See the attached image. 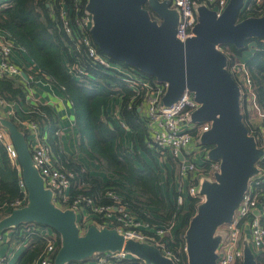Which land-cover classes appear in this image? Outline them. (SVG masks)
<instances>
[{
  "label": "water",
  "instance_id": "obj_1",
  "mask_svg": "<svg viewBox=\"0 0 264 264\" xmlns=\"http://www.w3.org/2000/svg\"><path fill=\"white\" fill-rule=\"evenodd\" d=\"M243 1L229 0L218 16L205 5L199 6L194 36L184 43L175 37L178 15L167 1L87 0L85 6L93 17L92 40L102 54L166 81L168 86L161 99L164 105L173 103L188 88L200 103L192 121L211 122L200 142L210 146L208 156L219 162V172L215 173V182L205 180L201 184L204 200L198 204L184 236L187 264H216L220 237L213 234L217 227L231 221L262 155L242 120L238 85L225 67V55L217 48L225 43L242 46L251 37L264 39V14L237 20ZM146 2L161 18L160 23L142 7ZM0 125L8 131L17 151L27 192L26 204L0 219V233L25 222L55 230L60 245L53 264L90 260L97 253L119 250L145 264H176L153 245L125 240L114 228L90 224L80 233L75 212L60 209L52 202L51 190L44 187L33 166L24 133L11 119L0 117ZM242 264H256L248 245L244 246Z\"/></svg>",
  "mask_w": 264,
  "mask_h": 264
},
{
  "label": "built area",
  "instance_id": "obj_2",
  "mask_svg": "<svg viewBox=\"0 0 264 264\" xmlns=\"http://www.w3.org/2000/svg\"><path fill=\"white\" fill-rule=\"evenodd\" d=\"M167 1L171 9L176 8L178 15L175 37L184 43L188 38L194 36V26L197 22V8L205 5L209 9L220 15L229 0H159ZM263 0H244L241 11L256 8L259 12ZM59 18L65 33L72 41L71 45L77 51H72L73 59L66 63L68 72L75 78H80L88 74V71L81 65L79 52L83 47L84 54L91 65L96 68H103L111 71L120 78L132 92L127 108L135 105L147 130L148 138L145 141L147 149L156 159L165 161L168 157L177 158L178 173L181 177V187L178 190L176 202L178 206L183 205V191L186 187V195L204 200V195L200 193V186L204 180H212L214 174L219 172V162L211 160L208 156L210 146L200 142V137L211 128V122H194L192 114L200 107V103L195 99L194 93L185 88L179 97L171 104L164 105L161 102L166 92L168 83L158 81L151 76L141 73L134 68H125L119 63L111 61L102 54L94 44L90 30L93 26V17L85 9L87 0H71L70 6L63 0L59 2ZM53 7L52 0L49 4ZM80 5L84 9L80 12ZM54 12V9H52ZM72 13L74 16H72ZM263 15L264 13L261 12ZM54 16V15H53ZM157 23L161 22L159 16ZM15 45L11 38L0 29V76L21 80L26 88V96L30 94L33 86L38 84H51L42 76L38 68L28 60L21 63L13 59ZM220 51L222 49L217 47ZM230 74L234 78L239 88V99L242 106L247 108L250 105L253 113L260 119V125L253 127L247 123L249 135L254 137L256 147L262 150V155L258 161L264 159V113L261 110L253 87L252 78L246 64L237 60L230 65ZM25 76H24V75ZM21 107V106H20ZM0 113L5 118L14 119L19 127L27 132V142L30 148L33 166L38 170L43 179L44 187L51 190L52 202L60 209H71L76 214V223L80 233H84L90 224L98 228H114L123 235L125 240L147 243L158 248L162 254L171 258L176 264L179 259L171 251L166 250V236L172 232L174 220L164 225H151L138 218L122 200V197L114 190L107 189L100 199L87 196L85 194H71L72 171L58 165L54 158L52 147L43 137L42 129L36 121L25 114L18 116L17 104L0 97ZM24 113V111H23ZM120 125H126L121 120ZM0 143L4 147L8 158L12 164L19 167L17 161V151L10 139L8 131L0 126ZM178 155L182 158L179 159ZM155 159V160H156ZM256 162L258 171L253 174L247 182L243 197L233 213L229 224L228 237L225 242L219 244L216 249V264H242L244 255V243L240 237L241 227L247 223L249 227V243L253 253L264 251V225L258 211V205L264 204V169ZM167 163L164 162V165ZM171 169V167L169 166ZM183 180V182H182ZM18 184L22 189L23 196L10 203L3 204L0 208L13 210L25 205L27 192L19 176ZM183 189V190H182ZM203 199V200H202ZM37 232L45 239L43 250L34 264H53L54 255L60 245L52 229L45 226L37 227ZM5 233V232H4ZM4 233H0V246L6 242ZM16 251L17 241H15ZM183 250L186 252V247ZM13 251L0 253V264H8L12 258ZM128 257L133 258L129 253L119 250L114 252L97 253L94 255L91 264H120Z\"/></svg>",
  "mask_w": 264,
  "mask_h": 264
},
{
  "label": "trees",
  "instance_id": "obj_3",
  "mask_svg": "<svg viewBox=\"0 0 264 264\" xmlns=\"http://www.w3.org/2000/svg\"><path fill=\"white\" fill-rule=\"evenodd\" d=\"M60 1L52 0L51 7V0H0V29L16 44L22 58L32 62L40 74L70 102L77 128V149L81 156L61 153L59 129L51 106L38 102L30 106L27 116L36 121L42 131H47L46 140L52 147L57 163L73 172L71 194L81 193L105 201L104 192L112 189L138 218L149 224L164 225L174 220L171 234L165 237L166 250L176 255L178 264H187L186 252L183 250L184 236L200 200L183 194L184 203L178 206L177 191L170 194L172 199L167 194L160 193L161 172L141 156L143 152H149L152 156L145 144L148 138L146 126L140 120L135 105L127 108L132 92L120 78L109 70L91 65L83 47L78 56L88 74L75 78L68 72L66 63L73 59L72 51L77 50L71 45L72 41L59 18ZM63 1L70 6L71 0ZM79 7L82 12L84 5ZM142 7L148 11L152 20L157 21L158 15L147 2ZM261 7V12L264 13V0ZM261 12L256 8L240 11L237 20L262 16ZM251 41L255 42L256 49L245 64L252 78L258 104L264 113V39L251 37L242 46L225 43L220 48L226 57L225 67L229 70L230 65L239 59ZM109 59L125 68H133L121 61ZM0 97L15 102L17 106L22 105L26 99L25 85L21 80L0 76ZM112 99H120L119 116L135 131L132 151L125 146L124 132L118 123L106 113V107ZM11 120L19 127L14 119ZM244 123L247 126L245 119ZM21 131L27 136L25 130ZM138 159L142 162V167L136 164ZM86 161L95 165L88 167ZM169 161L174 165L178 159L169 157ZM258 165L264 169V159L258 161ZM20 175V168L12 164L0 143V207L22 198L23 192L18 184ZM262 187L264 189V184ZM26 202L27 199L25 204ZM10 211L0 208V219ZM262 224L264 225V218ZM39 226L41 225L37 223L25 222L5 230L12 231L10 241L20 242L24 246L12 264H34L40 256L45 239L37 232ZM52 231L60 243V235L55 230ZM254 258L256 264H264V251L255 252ZM87 260L70 261L66 264H83ZM122 262L145 264L142 259L135 257Z\"/></svg>",
  "mask_w": 264,
  "mask_h": 264
},
{
  "label": "crops",
  "instance_id": "obj_4",
  "mask_svg": "<svg viewBox=\"0 0 264 264\" xmlns=\"http://www.w3.org/2000/svg\"><path fill=\"white\" fill-rule=\"evenodd\" d=\"M14 45L16 46V44ZM255 49H256V44L254 42L253 43L249 42L247 44L246 50H251V51H249L244 56H243V53L246 50L243 51L238 60L245 63L246 60L252 55ZM13 59L18 63H21L23 60L21 54L19 53L17 49V46L13 53ZM33 87L34 88L30 90V94L26 96L25 102H23L22 105L18 104L19 106L23 108L22 111H24V114L27 115L29 113L30 106L35 105L38 102L45 103L51 106L54 110V114H55L54 117L58 125V129H59L58 131L59 132V148L62 151L61 153L66 154V155H72L74 157L75 156L80 157L81 155L78 153V149H77V133H76L77 128L75 126V117H74L73 109L71 107L70 102L66 99L63 93L58 88H56L53 84H49V85L38 84ZM119 105H120V99H112L109 105L106 107V113L110 118L114 119L118 123L119 127L121 128V131L124 132L123 142L125 146L133 150V147H134L133 132L135 131L132 127L126 124L124 128L120 125V122L122 119L119 116V110H120ZM242 112H243V117L245 118L246 122H250L253 125V127H257L260 125V119L257 116H255L252 110L248 111L245 106H242ZM139 115H140V120H142L141 116L143 115V112H141V114ZM0 117L5 118L4 115L1 113H0ZM46 132L47 131L45 130L42 133L45 139H47ZM86 163L88 167L95 165L94 163H90V162L88 163L87 161ZM136 164L138 165V162H136ZM58 165H60L59 162H58ZM60 166H63V164ZM213 180H215V174H214V178L208 181H213ZM204 181H202V183ZM175 187H176L175 188V191H176L179 189L180 186L179 187L175 186ZM169 192L170 190H168V193H165V194H167L166 196H169L170 199H172L170 195L171 193ZM256 213L257 214L259 213V215L264 218V204L263 203L258 205V211H256ZM4 236L6 238V234ZM10 237L11 236L7 235L6 242L0 246V253H4L7 250L13 251V248H15L16 242L10 241ZM242 241L245 245H248L249 232H248V236L245 239L242 237ZM19 247L20 248H18L16 251H13L12 258L10 259L8 264H12L16 260L17 256L19 255L20 251L23 249L24 246L22 245ZM91 262H92V259L85 261L83 264H91ZM120 264H128V263L121 262Z\"/></svg>",
  "mask_w": 264,
  "mask_h": 264
},
{
  "label": "rangeland",
  "instance_id": "obj_5",
  "mask_svg": "<svg viewBox=\"0 0 264 264\" xmlns=\"http://www.w3.org/2000/svg\"><path fill=\"white\" fill-rule=\"evenodd\" d=\"M174 10H176V8H174ZM252 43L254 41H251ZM250 42V43H251ZM255 43V42H254ZM220 48V45L218 46ZM221 49V48H220ZM249 51L251 50H246L244 53H243V56L246 55ZM239 103H240V111L242 113V120L244 121V117H243V112H242V109H241V102H240V99H239ZM251 107L249 104H247V110L250 111ZM23 108L20 107V106H17V114L18 116L24 114L23 113ZM130 151H132L130 149ZM142 157H145L146 161H148V163L152 166H154L155 168H157L161 173V178L159 180V191L160 193L162 192V194H165V193H168V190H170L169 193H171L172 195L174 194L175 191V186L177 187H181V177L179 176V173H178V165L177 163L172 165L168 159V157L165 159L164 162H166L167 166L164 165V162L161 161V159H156V158H153V156H151L149 154V152H143L141 154ZM156 159V160H155ZM138 166L142 167L143 164L142 162L138 159ZM169 166L171 167V169L169 168ZM216 180H213V182H215ZM184 191L183 193L186 195V190H187V187H186V190L185 188H183ZM203 200V199H202ZM229 224L230 222H226L222 225H220L219 227L216 228L213 236H219L220 237V242L219 244L225 242L226 238L228 237V229H229ZM248 232H249V227L247 225V223L243 224L242 227H241V239L242 237L245 239L247 236H248ZM6 234V238H7V235L8 236H11L12 234V231H5L4 235ZM23 244L20 243V242H17L16 246H22ZM219 246V245H218ZM131 255V254H130ZM132 256V255H131ZM94 257V256H93ZM93 257L91 259H93ZM130 257H128L127 259H129Z\"/></svg>",
  "mask_w": 264,
  "mask_h": 264
}]
</instances>
